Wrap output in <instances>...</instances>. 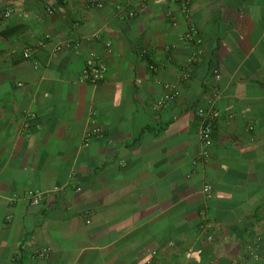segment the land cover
<instances>
[{"label":"crops","instance_id":"1","mask_svg":"<svg viewBox=\"0 0 264 264\" xmlns=\"http://www.w3.org/2000/svg\"><path fill=\"white\" fill-rule=\"evenodd\" d=\"M102 2L0 0V264H264V0Z\"/></svg>","mask_w":264,"mask_h":264},{"label":"built area","instance_id":"2","mask_svg":"<svg viewBox=\"0 0 264 264\" xmlns=\"http://www.w3.org/2000/svg\"><path fill=\"white\" fill-rule=\"evenodd\" d=\"M88 5L91 6H102L103 2L102 0H86ZM144 0H139V2H142ZM48 11H50V8H47ZM12 12V8H8L4 10V14L8 15ZM136 14V11L132 7H127L123 12L122 15L126 17H131ZM49 35L46 34L44 38L38 40L35 43V46H40L44 43L45 39H48ZM186 37L190 39H194L196 42H200L201 38L197 33V30L194 26H190L186 32ZM60 45H56L55 49H60ZM29 52L28 50H25L23 52V55L26 57L28 56ZM190 61L195 59V54H192L190 56ZM105 71H106V65L99 59L95 58L93 55H90L86 60L81 68V78L89 83H97L104 79L105 77ZM215 78L219 77V74L214 71ZM187 77V74H182V78L185 79ZM178 90L176 88H170L169 90L162 93L152 104V108L155 110H160L168 103L173 102L177 96H178ZM218 97V89L216 87L212 88L211 96H210V105L207 107H199L197 109V112L200 116V124H199V136L200 141L202 145V149L199 155V158L203 161L206 160L209 152V147L211 145V131H212V125L214 120L218 117L219 111L214 105L215 99ZM35 117V113L33 111H28L25 113V120H24V131L25 134L28 135L31 131V124L29 123V120ZM101 129L99 127H92L90 128L86 134V139L92 135L100 133ZM86 143V142H85ZM205 194H209L211 192V184L209 182H205L202 187ZM28 195L31 197L32 202H38V190L36 189H29L27 191ZM201 228L208 229L209 228V222L207 221V217L205 214H202V222L200 223ZM207 239H210L212 237L211 232H207L206 236ZM49 251V248H43L42 250H39L36 255L38 256H46ZM154 253V252H153Z\"/></svg>","mask_w":264,"mask_h":264}]
</instances>
